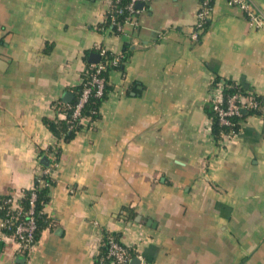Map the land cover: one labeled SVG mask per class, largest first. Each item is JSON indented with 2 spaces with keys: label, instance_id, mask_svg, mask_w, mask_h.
Wrapping results in <instances>:
<instances>
[{
  "label": "crops",
  "instance_id": "crops-1",
  "mask_svg": "<svg viewBox=\"0 0 264 264\" xmlns=\"http://www.w3.org/2000/svg\"><path fill=\"white\" fill-rule=\"evenodd\" d=\"M110 2L0 0V196L22 197L62 148L50 226L26 257L0 243V264H96L106 233L138 264H264V117L215 142L209 115L217 88L264 97L263 32L214 0L194 42L201 0H142L117 35L100 29ZM126 47L99 118L59 141L45 120L66 118L91 55Z\"/></svg>",
  "mask_w": 264,
  "mask_h": 264
},
{
  "label": "built area",
  "instance_id": "built-area-1",
  "mask_svg": "<svg viewBox=\"0 0 264 264\" xmlns=\"http://www.w3.org/2000/svg\"><path fill=\"white\" fill-rule=\"evenodd\" d=\"M142 2V0H111L108 8L105 22H109L110 28H102L101 31H111L114 28L113 33L121 35L124 33L126 24L131 23L137 25L136 17L139 14L136 5ZM228 3L241 10L245 15L248 24L257 30L263 32L264 35V12L260 10L253 2V0H228ZM214 11V0H201L200 9L197 13V20L191 27L190 39L194 42H198L204 34L206 28L212 18ZM127 15L124 22H120L118 17L120 15ZM107 50H100V61L96 64H92L91 68L94 69L90 80L84 83V89L78 104L74 107L73 119H80L82 109L89 102L91 96L100 98L104 94V88L106 85V79L101 76L103 72H106L111 66L116 69H120L122 66L123 53H112V59L107 61ZM83 82V80H82ZM235 89L232 94H227L228 90ZM227 91H222L221 88H217L212 92V109L214 117H211L212 123L214 118L225 127H232L235 123L232 122L233 118H241L245 112L250 110H260L264 112V97L258 99L261 96L255 93H243L239 86H229ZM70 107V106H69ZM96 114V111L92 112ZM82 120V118L80 119ZM235 136L231 131L228 134L222 135V141H229ZM57 148L52 150L46 156L49 159V165L43 167L37 178L39 179L43 175H49L56 180L57 172L60 166V160L57 156ZM36 178V179H37ZM41 184L42 181L38 180ZM32 195L30 198V207L28 210H23L20 207L18 198L12 194L0 196V212L4 217L0 218V242L8 243L13 241L17 244V251L19 256H28L32 248L36 244V213L35 203L37 200L35 184L31 188ZM9 232V234H7ZM107 246L106 253H100L97 256L96 264H132L133 254L121 240L109 235L106 238Z\"/></svg>",
  "mask_w": 264,
  "mask_h": 264
},
{
  "label": "trees",
  "instance_id": "trees-1",
  "mask_svg": "<svg viewBox=\"0 0 264 264\" xmlns=\"http://www.w3.org/2000/svg\"><path fill=\"white\" fill-rule=\"evenodd\" d=\"M126 17L127 15L125 14L120 15L118 17V20L123 23ZM109 26L110 24L107 20V22H105L102 28H110ZM113 31H114V28L113 30H111V32L113 33ZM121 53H123L124 55L122 58V65H123L128 55L130 54V50L128 49V47H126L124 50H122ZM111 59H112L111 52H108L107 61L109 62ZM111 69H113V67L110 66L106 72H103L101 74V76L106 79V85L104 88L103 96L100 98L91 96L89 99V102L82 109L81 118H90V120H96L99 118L100 107L103 101L106 99L107 93L111 89V86L109 85V72ZM93 72H94V69H92L91 65H89L87 68V74L85 73L83 77V82H81V84L75 90V98L73 99L71 104H69L70 107L68 106V107L61 108L60 111L64 113L66 118L64 120H58V119L57 120H48V119L45 120L46 126L50 129V131L54 134V136L62 143L70 142L72 139H74L76 134L85 127L80 120L81 118L80 119L78 118L76 120L73 119L74 107L78 104L81 98V95L84 89V83L90 80V77ZM234 92H235V89H231V90H228L227 94H232ZM258 99L261 100L263 98L260 97ZM93 111H96V114H93L92 113ZM209 115L211 117H214L212 105L209 109ZM247 115H255V116L264 117V112L260 110H250L247 112ZM245 116L246 115H243L241 118H233L232 122L235 123V125L232 127L222 126L216 120V118H214L213 123H212V135H213L215 142H219L223 134H228L231 131H233L234 134L237 135L240 132L241 121L243 120V118H245ZM48 153H52V152H48ZM61 153H62V148L60 147V149H58V152H57L58 160H60L61 158ZM43 154L44 153H42V157L45 156ZM38 180L42 181L43 183L41 184ZM34 184H35L36 195H37V200H36L35 209H34L36 213V223H37L35 241L37 242L40 238L42 231L50 226V219L45 214L44 208L50 201L49 194H50L51 188L55 186L56 180L49 175H43L39 179L37 178ZM31 195H32L31 190H26L23 192V196L19 200L21 209L25 211L29 209ZM3 217H4L3 213L0 212V218H3ZM7 234H9V232H7ZM109 235H112V234L106 233L103 243H106V238ZM112 236L116 237L118 240H121L119 236H116V235H112ZM0 243H3V242H0ZM106 250H107V246L103 245L101 249V253L102 254L106 253Z\"/></svg>",
  "mask_w": 264,
  "mask_h": 264
},
{
  "label": "water",
  "instance_id": "water-1",
  "mask_svg": "<svg viewBox=\"0 0 264 264\" xmlns=\"http://www.w3.org/2000/svg\"><path fill=\"white\" fill-rule=\"evenodd\" d=\"M137 8L138 9H140V8H142L143 6H144V4L143 3H138L137 5ZM100 61V55L99 54H92L91 55V57H90V62L92 63V64H96V63H98ZM72 94H70V93H68V94H66V96H65V102H67V103H70V102H72L71 100H72ZM245 112V114H246V111H244ZM41 164L43 165V166H45V167H47L48 165H49V159L47 158V157H43L42 158V160H41ZM139 263V260L137 259V258H134L133 260H132V264H138Z\"/></svg>",
  "mask_w": 264,
  "mask_h": 264
}]
</instances>
